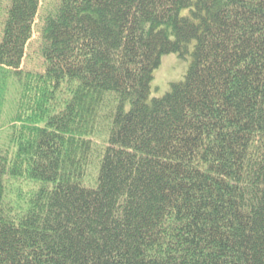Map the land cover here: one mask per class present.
<instances>
[{"label":"trees","instance_id":"obj_1","mask_svg":"<svg viewBox=\"0 0 264 264\" xmlns=\"http://www.w3.org/2000/svg\"><path fill=\"white\" fill-rule=\"evenodd\" d=\"M39 6L0 33V264H264V0H61L30 74Z\"/></svg>","mask_w":264,"mask_h":264},{"label":"rangeland","instance_id":"obj_2","mask_svg":"<svg viewBox=\"0 0 264 264\" xmlns=\"http://www.w3.org/2000/svg\"><path fill=\"white\" fill-rule=\"evenodd\" d=\"M11 0H0V33L6 20V13L10 6ZM61 0H40L38 15L36 17L32 38L27 44L25 57L22 62L21 70L30 74H42L45 71V60L42 55L44 42L42 32L45 20L48 16L54 14L59 8ZM193 51V45L190 48ZM191 54L186 58H181L176 54L165 55L162 57L161 65L154 73L152 84L151 98H160L171 91V86L184 80L185 75L191 63ZM15 92L11 91V96L5 107L3 116V128L0 131V144L6 142V138L10 133L9 125L12 124L11 118L16 113V105L14 103ZM99 141V140H98ZM89 186H94L86 182ZM24 191H27L24 189Z\"/></svg>","mask_w":264,"mask_h":264}]
</instances>
